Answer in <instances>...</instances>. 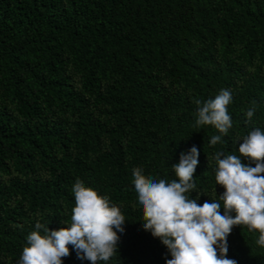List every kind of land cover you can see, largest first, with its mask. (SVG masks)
I'll return each mask as SVG.
<instances>
[{"label": "trees", "instance_id": "obj_1", "mask_svg": "<svg viewBox=\"0 0 264 264\" xmlns=\"http://www.w3.org/2000/svg\"><path fill=\"white\" fill-rule=\"evenodd\" d=\"M221 89L232 94L227 134L195 124L196 101ZM254 128L264 131V0H0V264H18L37 222L68 226L77 179L125 217L98 264H166L133 169L170 182L196 146L189 196L218 201L214 155L239 156ZM258 238L234 226L226 258L264 264ZM68 248L63 264H91Z\"/></svg>", "mask_w": 264, "mask_h": 264}, {"label": "clouds", "instance_id": "obj_2", "mask_svg": "<svg viewBox=\"0 0 264 264\" xmlns=\"http://www.w3.org/2000/svg\"><path fill=\"white\" fill-rule=\"evenodd\" d=\"M231 102L230 89H221L214 99L202 105L197 100L196 126L211 125L227 134L232 127L228 114ZM254 111V108L247 111L249 119ZM220 141L221 136L214 135L210 144ZM238 152L239 156L215 153V182L225 191L218 201H205L202 205L197 203L199 195L196 199L189 196L195 191L193 177L199 163L196 146L187 154L181 153L179 163L172 165L176 179L170 182L146 177L141 168L133 169L134 189L143 210V228L169 250L172 258L166 264H237L226 258L227 237L234 226L244 225L249 231L258 232L256 243L264 247V131L251 130L239 144ZM241 157L252 161L255 167L243 164ZM72 192L75 206L68 226L50 230L37 222L18 264H63L62 258L70 255L68 245L73 246L78 259L91 264L107 262L114 255L119 240L117 231H124L125 217L120 208L110 205L108 197L85 187L79 179Z\"/></svg>", "mask_w": 264, "mask_h": 264}]
</instances>
